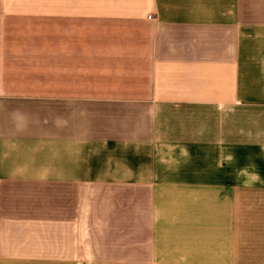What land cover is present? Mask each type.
<instances>
[{"label":"crops","instance_id":"1","mask_svg":"<svg viewBox=\"0 0 264 264\" xmlns=\"http://www.w3.org/2000/svg\"><path fill=\"white\" fill-rule=\"evenodd\" d=\"M0 264H264V0H0Z\"/></svg>","mask_w":264,"mask_h":264},{"label":"rangeland","instance_id":"2","mask_svg":"<svg viewBox=\"0 0 264 264\" xmlns=\"http://www.w3.org/2000/svg\"><path fill=\"white\" fill-rule=\"evenodd\" d=\"M115 235H117L116 232H106V233H102L101 231H95L94 232V238L95 239H98V240H101L103 237H105L106 239H109V240H113L115 239Z\"/></svg>","mask_w":264,"mask_h":264}]
</instances>
